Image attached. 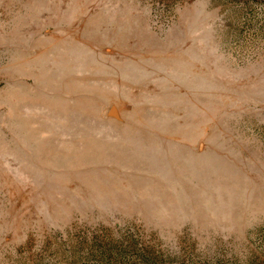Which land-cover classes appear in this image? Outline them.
I'll return each mask as SVG.
<instances>
[{
  "label": "rangeland",
  "instance_id": "rangeland-1",
  "mask_svg": "<svg viewBox=\"0 0 264 264\" xmlns=\"http://www.w3.org/2000/svg\"><path fill=\"white\" fill-rule=\"evenodd\" d=\"M0 264H264V0H0Z\"/></svg>",
  "mask_w": 264,
  "mask_h": 264
}]
</instances>
